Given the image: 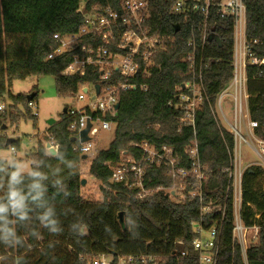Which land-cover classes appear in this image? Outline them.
Masks as SVG:
<instances>
[{"label":"trees","instance_id":"1","mask_svg":"<svg viewBox=\"0 0 264 264\" xmlns=\"http://www.w3.org/2000/svg\"><path fill=\"white\" fill-rule=\"evenodd\" d=\"M149 1L152 29L166 38L165 46L154 56L151 74L138 78L148 84V89L137 87L120 94V106L112 116L116 122L115 135L109 147L99 150L90 164V174L101 182L103 199H86L80 193L82 155L74 150L78 140L68 128L72 119L69 107H65L67 111L62 119L50 125L45 133L46 140L53 138L59 143L57 158L47 153L41 140L30 154L32 168H38L48 177L44 181L48 187L46 195L55 204L63 231L53 235L41 228V239L28 237L30 250L10 249L0 244V256L10 252L13 261L24 260L25 264H88L81 256L135 254L160 256L163 264H194L191 243L197 234L192 223L200 221L208 228L221 218V211L215 209L204 214L203 208L225 204L228 176L224 169L230 165L229 150L233 148L234 138L227 128L218 124L210 106L216 104L233 76L234 20L231 16L222 17L213 5L205 21L198 13L172 12L177 0ZM244 1L247 42L253 55L263 60L264 0ZM96 6L118 9L120 0H0V100H4L7 93L12 99L9 110L0 111V127L6 120L11 123L19 120L18 104L25 106V117H34L27 95L11 93L14 79H25L31 74L53 76L60 95H75L83 83L96 82L99 72L91 68L82 76L63 74L79 49L48 57L59 44L54 35L78 32L85 13ZM177 24L179 31H175ZM190 39H194V45L188 43ZM194 49L195 65L197 69L202 65L203 85L208 97L196 112L195 130L182 123L185 109L180 98L188 92L183 85L192 78V73L186 58ZM246 76L250 118L258 123L255 133L264 139V63L248 65ZM37 95L36 91L31 102ZM7 137L0 133V149L8 147ZM144 140L159 149L163 146L173 148L172 156L187 168L191 160L190 146L196 141L199 160L206 166L207 173L202 197L186 196L183 201H176L170 192L156 190L148 197L140 198L137 190L124 182H112V168L121 161V152L129 150L138 155L132 145ZM20 145L21 139L16 138L10 146L18 149ZM0 160L4 161L0 167L7 169L6 160ZM3 180L0 175V183ZM57 180L61 185H56ZM145 183L152 188L171 186L173 179L169 166L164 162L149 165ZM263 185V167H249L243 177L242 216L247 224L257 222L260 226L258 241L248 248L250 264H264ZM190 188L191 185H187L186 192ZM65 190L71 194L65 196ZM257 212L260 217L255 219ZM126 218L135 221L136 227L127 224ZM223 220V256L230 260L231 196L227 199ZM74 222L82 223L85 235L71 231ZM33 226L39 227V222L34 220ZM18 230L22 234L26 232L19 226ZM50 242L52 247L48 246ZM183 249L189 251V257L173 255ZM237 254L239 260V251ZM115 261L116 258L112 264Z\"/></svg>","mask_w":264,"mask_h":264},{"label":"built area","instance_id":"2","mask_svg":"<svg viewBox=\"0 0 264 264\" xmlns=\"http://www.w3.org/2000/svg\"><path fill=\"white\" fill-rule=\"evenodd\" d=\"M211 5L218 8L222 17L231 16L234 20L233 76L228 86L219 94L216 104L210 106L218 124L224 126L222 120L229 123L221 103L224 92L232 89L230 95L233 101L234 123L231 125V129L224 127L233 134L234 145L229 150L230 165L224 169L228 176L225 204L203 208L204 214H209L216 209L222 212V216L208 228H205L200 221L192 223L193 230L197 234L191 243L192 258L194 264H250L248 248L258 241L260 226L257 222L249 225L243 219V177L245 171L256 163L245 164L241 144L245 142L251 147L253 152L261 158V163L257 164H260L264 169V139L255 133L258 123L250 118L246 68L250 64L264 63V59L258 60L247 42L246 3L244 0H177L172 6V12L198 13L206 21ZM81 8L83 10V4ZM151 17L149 0H120L118 9L112 6H96L86 12L84 23L78 32L63 36L54 35V38L59 40V44L51 51L49 58L66 51L79 49L63 74L82 76L85 75L88 68L99 72L95 83H83L77 93L78 99H87L88 102L82 108L71 107L68 109L72 119L68 128L78 140L74 145V150L79 154L89 155L93 150L95 143L92 138L100 131L99 126L95 124L99 123L103 129L116 128V122L112 116L116 114V104L119 103L122 92L137 87L142 90L148 89V84L138 78L151 74L150 67L155 64L154 56L163 49L165 40L164 36L152 29ZM87 37H89L88 40H86ZM203 39H205V35ZM188 43L194 45V39H190ZM186 60L190 62L192 78L183 85L188 92L180 96L185 109L182 123L195 130L196 112L201 108L203 100L205 98L208 100V97L203 85L202 65L198 69L195 65V49ZM97 85H99V89H97ZM29 105L30 107L34 106V102L30 101ZM217 106L222 118L216 112ZM4 109V104H0V111ZM245 120L248 121L249 140L241 132ZM88 122L91 123L88 132L89 139L81 141L80 133L87 127ZM132 146L138 151V155L129 150L121 152V161L112 168V182H124L127 186L136 189L140 198H146L156 190L170 192L176 201H183L186 196L202 197L203 183L207 173L206 166L199 160L196 141H193L190 146L192 150H189L191 158L189 168L179 164V160L172 156L173 148L169 146L159 149L147 140L136 142ZM11 148L16 151L15 147L11 146ZM45 148L48 154L52 155L51 150H54L56 155L59 143L53 138L48 139L45 142ZM169 153L172 158L168 157ZM162 162L169 166L173 184L157 188L147 187L145 183L147 167L152 164L160 165ZM189 184L191 188L186 192ZM230 196L233 204V224L232 252L229 260L223 256V218L226 202ZM259 217L260 213L257 212L254 218ZM98 255L105 259L101 260L97 258V255H92L88 264H112L115 258L114 264H137L140 262H152V264L162 262L163 264L164 262L160 256L110 254L112 259L107 261L106 254ZM173 255L177 258H187L190 253L183 249L174 252ZM81 258H85V256H81Z\"/></svg>","mask_w":264,"mask_h":264},{"label":"rangeland","instance_id":"3","mask_svg":"<svg viewBox=\"0 0 264 264\" xmlns=\"http://www.w3.org/2000/svg\"><path fill=\"white\" fill-rule=\"evenodd\" d=\"M164 40V46H165ZM10 91L14 95L24 94L29 95L31 93L38 92L36 100H34V106L31 107L32 114L34 117H25V106L23 104H18L17 111L20 115V118L17 122L11 123L9 120H6L4 124L0 127V133L6 136L20 138L21 145L20 148L14 151L11 146L4 147L0 149V158L6 160L7 164L12 163L13 161L21 162L24 165L25 172L32 170L33 159L31 158V153L37 149V144L39 140L43 142L47 141L45 139V133L50 127L49 120L55 119L60 121L63 117V110L65 107H74L82 108L87 102V99L81 100L77 98V93L75 95H60L57 92L55 79L50 75H34L31 74L25 79H14L12 81V86ZM198 91V88H197ZM232 89H228L224 92L222 100V108L225 112V115L229 121L224 122L223 125L228 129H231V125L234 123V113H233V101L230 93ZM228 93V94H226ZM220 96V95H219ZM4 100H0V104H4L5 109L9 110L10 105L12 104V99L9 94H5ZM216 112L220 118H222L219 108L217 106ZM36 114V116H35ZM248 121L245 120L241 128L242 134L249 140L250 135L249 128L247 127ZM99 126L100 131L93 136L92 140L95 143L94 148L87 158L82 159L80 162V179L81 187L80 193L90 200H102L103 192L101 190V182L95 179L89 172L90 164L93 158L96 156L99 150L107 149L115 135V129H103L101 125ZM192 148V147H191ZM192 150V149H190ZM241 151L245 164L248 162H254V165H260L261 158H259L251 149V147L242 142ZM169 158H172L171 154H168ZM261 166V165H260ZM82 179H85V183L82 184ZM12 253H7L3 256H0V264H13ZM92 256L85 255L84 260L88 262ZM98 259L104 260L105 258L97 255ZM107 261L112 259V256L108 254L106 256Z\"/></svg>","mask_w":264,"mask_h":264},{"label":"clouds","instance_id":"4","mask_svg":"<svg viewBox=\"0 0 264 264\" xmlns=\"http://www.w3.org/2000/svg\"><path fill=\"white\" fill-rule=\"evenodd\" d=\"M52 156L57 158L54 152ZM2 163L4 161L0 160ZM0 175L4 177L0 183V244L10 249H29L28 237L41 239V228L53 235L63 231L55 204L46 195L48 187L44 181L48 177L44 172L36 167L25 172L23 163L14 161L7 169L0 167ZM56 185H61V181L57 180ZM64 194L71 193L65 190ZM34 220L39 222V227L33 226ZM126 223L136 227V222L131 219L126 218ZM18 226L26 232L22 234ZM70 228L77 235H85L80 222H74ZM48 246L53 245L50 242ZM13 264H25V261L15 259Z\"/></svg>","mask_w":264,"mask_h":264},{"label":"water","instance_id":"5","mask_svg":"<svg viewBox=\"0 0 264 264\" xmlns=\"http://www.w3.org/2000/svg\"><path fill=\"white\" fill-rule=\"evenodd\" d=\"M179 29H180V25L177 24L175 26V31H179ZM96 87H97V89H99V85H97ZM34 95H35V93H31V94L27 95V99L29 101H31L33 99ZM119 106H120V103H117L116 104V108L118 109ZM66 111H67V108H64L63 112L65 113ZM55 122H56L55 119H50L49 120V124L50 125L54 124ZM90 127H91V123L88 122L87 127L81 131V133H80V139H81V141H87L89 139L88 132L90 130ZM15 140H16V138H14V137H10V136L7 137V139H6V146H10L11 143L13 141H15ZM53 152L55 153L54 150H51V153H53ZM85 158H87V155L86 154L82 155V159H85ZM85 181H86L85 179H82V184H84Z\"/></svg>","mask_w":264,"mask_h":264}]
</instances>
